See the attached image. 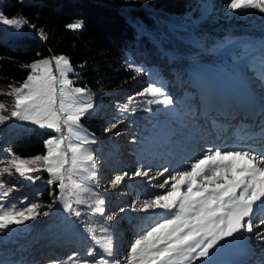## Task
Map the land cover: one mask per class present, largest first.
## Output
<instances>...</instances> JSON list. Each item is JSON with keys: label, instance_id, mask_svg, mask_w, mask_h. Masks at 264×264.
<instances>
[{"label": "trees", "instance_id": "trees-1", "mask_svg": "<svg viewBox=\"0 0 264 264\" xmlns=\"http://www.w3.org/2000/svg\"><path fill=\"white\" fill-rule=\"evenodd\" d=\"M228 3L229 0H0V12L5 16L26 18L36 25V29L26 28L21 35L10 31V27L1 28L0 84L4 90L10 85L18 86L26 79L31 61L41 56L64 55L73 69L68 74L73 85L88 90L99 102L96 112L81 121L97 138L91 145L97 167L105 168L102 175L111 176L117 167L135 168L144 156L156 152L165 128L163 122L167 116L172 118L164 105H149L147 101L152 97L138 93L156 83L173 99L172 112L178 113L182 102L194 107L199 100L190 67L224 62L245 67L250 55L261 57L263 20L253 18L255 10L237 15L228 10ZM76 21H83L82 29L73 31L66 27ZM218 22L221 27L209 29ZM129 65L144 71L136 73ZM9 98L0 95V102L11 104ZM107 101L113 108L100 115V105ZM149 107L154 110L146 111ZM6 108L10 110L9 106ZM118 121L119 126H126L121 129L126 149L110 142L108 134L101 136L102 124ZM50 133L35 126H8L0 131V168L10 159L8 150L26 160L45 155V139ZM29 166L38 171L27 175L39 179H29L15 171L11 176L5 175L6 188L14 186L5 207L25 208L38 203L48 215L39 225L28 221L12 226L13 234L0 233V264H72L69 257L73 252L80 258L92 259L86 253L93 245L81 228L103 218L87 212L78 224L73 217L58 212L60 203L49 211L47 206L58 193L56 184L48 183L52 177L44 168V161ZM133 183L126 180L123 185L125 190H136L138 194ZM116 196L111 206L126 200L124 195ZM131 224L133 238L140 225H147ZM127 260L125 263L131 261Z\"/></svg>", "mask_w": 264, "mask_h": 264}, {"label": "snow or ice", "instance_id": "snow-or-ice-1", "mask_svg": "<svg viewBox=\"0 0 264 264\" xmlns=\"http://www.w3.org/2000/svg\"><path fill=\"white\" fill-rule=\"evenodd\" d=\"M20 2L23 3V0ZM227 8L237 15L249 10L264 13V0H229ZM0 25L9 26L18 33H23L25 28L36 29V25L28 19L9 18L3 12H0ZM66 27L73 31L80 30L83 21L67 24ZM260 63L264 65V51ZM28 67L32 71L26 80L19 86L10 85L8 95L14 96L12 109L9 111L0 102V124L13 120L25 122L40 129L53 130L56 135L45 141L46 154L37 155L31 160L21 159L8 150L10 159L6 166L0 168V233H7L12 226L25 225L38 216L48 215V212L41 210L44 206L38 203H31L25 208H16L15 205L5 207L6 198L14 187L6 188L5 175H13L14 169L21 176L39 179L38 176L27 175L38 171L36 167L29 166L38 161H44L46 170L53 177L48 183H55L58 189L53 203L47 206L49 211L60 203L69 218H80L91 212L99 214L105 223L111 224L118 213L106 214L105 200L98 191L102 185L99 183L95 153L86 147L97 141L94 136L83 133L80 123L82 117L90 116L95 110L91 94L84 88L72 87L74 82L68 78V73L73 69L64 56L38 60ZM129 68L136 73L144 71L139 66L129 65ZM55 72L60 73L59 79ZM256 82L264 90V70L253 86ZM57 84L60 85L59 98ZM145 94L152 97L147 101L149 105H164L167 108L174 104L163 87L156 83H150L143 92L138 93ZM153 110L151 107L146 109L148 112ZM252 112L264 114V94L260 97L259 106H252ZM117 123L119 121L113 123L112 127L115 128ZM257 161L264 164V155L250 149L223 151L219 147L208 148L188 165L190 170L170 175L158 185L165 189L169 181H173L168 190L151 200H145L139 209L145 213L160 210L165 215L137 236L130 245V256L125 259L130 258L137 264H214L211 257L217 250L237 239L254 238L264 248V231L254 233V227L259 225L253 223L254 215L264 212V167L257 166ZM65 165L70 167L66 168ZM168 171L164 168L161 175ZM209 171L211 174L207 175ZM147 175L148 171L137 168L131 174L124 172L115 175L110 185H118L126 177ZM198 177L203 178L202 182L197 183ZM124 211L123 208L119 209L121 213ZM260 223L264 224V219ZM85 227L95 245L87 250V257H96L97 248L102 250L96 259L80 258L78 253L73 252L69 257L72 264H121L114 254L111 237L97 236L95 227L87 224ZM99 231L107 233L108 228L100 227ZM50 264L61 262L52 261ZM259 264H264V257H261Z\"/></svg>", "mask_w": 264, "mask_h": 264}, {"label": "rangeland", "instance_id": "rangeland-1", "mask_svg": "<svg viewBox=\"0 0 264 264\" xmlns=\"http://www.w3.org/2000/svg\"><path fill=\"white\" fill-rule=\"evenodd\" d=\"M255 11H256L255 13L256 16L253 18H255L256 20H263V22L261 23H264V13H260L258 10H255ZM221 24H222L221 22L215 23L209 29L215 30L221 27L222 26ZM3 27H9V26L0 25V31H1V28ZM233 27H242V26L234 25ZM242 28H245V27H242ZM7 31L10 32V31H15V30L11 28L10 31L9 30ZM26 31L27 30L25 28L23 33L17 32V34L21 35V34H24ZM262 32L264 33V30ZM57 56H64V55L41 56L31 61V63L38 61V60L51 59ZM248 58H249V61L246 59L245 67H240L231 62H224L217 66H213V67L208 66V65H204L201 68L190 67L189 73L195 79L197 86L200 88L202 93H206V94L214 93L215 97L217 95H224V96L230 95L233 87H236V86L241 87V88L243 86L246 89H251L249 90L251 94H255V91L260 92L261 94H264V90L261 89L259 82H257L255 86H253L254 81H257L259 74L261 73L262 70H264V65L260 63L259 57L250 55ZM52 66H53V69L55 70L54 60L52 62ZM31 71L32 70L30 68L28 75L31 73ZM218 73L220 74L222 73L230 74L231 73L230 75H232V79L236 81H232L234 83H231L230 86L225 85L226 86L225 87L224 84L221 83L222 82L220 81L221 79L218 78L219 76ZM55 74L57 75L59 79L60 73L55 72ZM215 74H218V75H215ZM68 78L70 79L69 76ZM223 79H227V78L223 77ZM59 87L60 85L57 84L58 98H59ZM72 87L82 88L81 86H77V85H72ZM237 88L232 93H238ZM10 91H11V88L4 90L3 85L0 84V95H8ZM8 96L10 97L9 99H11L12 101H11V104H7L6 107L9 106L11 110L14 104V96H11V95H8ZM209 97H212V95H210ZM255 97L259 103L261 96L259 97L258 95L255 94ZM4 99H8V98L6 97ZM92 99L95 104V110L92 113H95L97 109L96 107L98 106L99 102L94 96H92ZM160 99H163V97H161ZM109 102L110 101H107V104L100 105V108H99L100 115H102L103 113H106L109 109L113 108V104L109 105ZM181 104H182V109H181V112H178V113L176 112L173 113L171 106H168L166 108V109H169V112H171L170 115H172V118H169L167 116V118L163 122V124L165 125V129L161 134V139L158 143L159 146L154 149L156 151L155 153L150 154V156L148 155L149 157L147 155H146L147 157L144 156L141 163L135 164V168H132V167L114 168L113 169L114 173H112L111 176L108 175L105 177L102 175V173L105 171V168L103 165L102 167L101 165L99 166V168L97 167L98 172H99V183L102 185V187L98 191L100 193V196L105 200L106 214L111 215L113 212H116L118 213V215L114 217L111 224L105 223L104 220L90 221L86 224L91 225L92 227H95L97 229L95 233L97 236L103 237L106 235V236L111 237L114 254L117 258L121 260V264H133L131 263V261L133 260H131L129 263H125L126 261H128L125 258L130 256L129 249H130L131 243L137 238L138 235L142 234L144 230L152 226L154 223L158 222L165 215V213L161 212L160 210H156L155 212L149 211L146 213L141 212L139 209L142 206L143 202L145 200H151V198L154 197L155 195L163 194L165 191H167L170 184L173 181L170 180L169 185H166L165 189L159 188L158 185L163 183L164 180L167 179L170 175H175L177 171L190 170L188 168V165L194 159L199 158L205 152V149H207V147H205L206 145L204 144L202 145V147L199 146L200 143H202V139L204 138V136L202 135L203 132L201 131V126H200L201 121L198 117V113L200 111L194 110L192 107L187 106L186 102H182ZM174 119H177V120H174ZM80 123L82 125L83 133L92 136L87 130L85 123L82 121H80ZM113 123H116V122H113ZM113 123H109L107 125L102 124L101 129H100L101 136H105L108 134L110 142L118 146L121 145L122 148L126 149L125 144H124L125 136L123 135V132H121V129L125 128L126 126L125 125L119 126V124H117V126L113 128L112 127ZM8 126H13L14 128H16V127H21V126H33V125L29 123L13 120L10 122H6L5 124H0V131H4L5 129L8 128ZM262 126H264L263 121L261 123V127ZM35 127H38V126H35ZM106 129L108 131H106ZM46 130H49V129H46ZM49 131L51 133L46 137L45 141L48 140L51 136L56 135V133L53 130H49ZM117 133L119 134L117 135ZM95 140L97 141V138H95ZM230 143L235 144L234 141H231ZM236 143L238 144L239 142H236ZM86 147L93 149L91 144L86 145ZM46 152H47V149L45 151V154ZM6 165H7V162H6ZM46 167L47 166L44 163V168L46 169ZM65 167L68 168L70 167V165H65ZM137 168H140L144 171H148V175L140 176V177L133 176L132 178L126 177L124 181L133 180L134 181L133 184L135 185V189H137L138 194H135L136 190H129V191L125 190V185H123L124 181L115 186L110 185V180L115 175H119L124 172H128L129 174H131ZM164 168H167L169 171L164 172L163 175H161ZM14 171L15 170L13 169V172ZM15 174L18 175V173H15ZM206 174L210 175L211 172L210 171L206 172ZM50 176L52 177L51 174ZM151 177H155V179L150 180ZM202 179H203L202 177H198L197 183L202 182ZM220 183H223V181H220ZM181 190L183 191L184 189L182 188ZM116 195H124L126 200L124 202H120L116 206L115 205L111 206L110 204L114 203L113 199L117 198ZM133 205H135V207H133ZM120 208L125 209V211L122 213L119 212ZM58 212H60L61 215L63 214L64 216L66 215L68 218V214L63 212L62 204H59ZM126 215H128L129 217L127 218ZM45 218L46 216H38L31 222H35L34 225L36 226V225H39V223H41V221H43ZM73 218L75 219L74 221L79 224L80 222L79 218H76V217H73ZM142 222L147 223V225L146 226L140 225L137 230L138 234L135 235V237L133 238L131 236V233H132L131 230L133 229L132 228L133 225L131 223L140 224ZM253 223L254 225H259L258 227H254V230L257 229L256 232L264 231V224H261L259 220L256 223V219H253ZM100 227H107L108 232L107 233L100 232L99 231ZM84 228H85L84 230L81 228V232L90 238V234L86 230L85 225H84ZM8 233L13 234L14 230L10 229ZM90 241L93 247H95L91 238H90ZM248 241H250V239L245 238V239H237V240L230 242L226 246L217 250L215 255L211 257L212 261L214 262V264L218 261H222L225 258V256L229 255V253L237 251L238 249L240 250V248H242V244ZM256 242L258 241L257 240L253 241V243L255 244ZM101 250L102 249L100 248L96 249L97 255H98V252H101ZM92 259H96V257ZM195 264H198V262H195Z\"/></svg>", "mask_w": 264, "mask_h": 264}, {"label": "bare ground", "instance_id": "bare-ground-1", "mask_svg": "<svg viewBox=\"0 0 264 264\" xmlns=\"http://www.w3.org/2000/svg\"><path fill=\"white\" fill-rule=\"evenodd\" d=\"M218 74V78L221 79L220 81L224 86H230L231 83H234L232 81H236L232 79L231 75H228V77L223 73ZM223 77L227 79H223ZM193 82L197 86L195 79ZM237 87H233L231 94L228 96L217 95L215 97L214 93H202L197 86L199 104L201 105L198 117L201 121L200 126L204 136L199 146L202 147L204 144L207 149L219 147L223 151L250 149L261 154V150L264 149V126L261 127L263 120H260L259 113L253 114L252 106H259L260 102L258 103L255 94L259 97L262 94L256 91L255 94H251L249 91L251 89H246L243 86L242 88ZM236 88L238 93H232ZM210 95L212 97H209ZM237 104L241 108L242 121H235L231 114L230 106ZM210 112H213L212 118L208 116ZM231 141H234L235 144L230 143ZM256 163L257 166L264 167V164H260L258 161ZM263 215L264 212H257L253 219H256L257 223L258 220L264 219ZM256 231L257 229L254 230V232ZM254 240L256 239L252 238V241L250 239V241L243 243L240 250L229 253L222 261L215 264H259L261 257H264V248H261L258 242L253 243ZM250 245H253V247L251 248Z\"/></svg>", "mask_w": 264, "mask_h": 264}]
</instances>
